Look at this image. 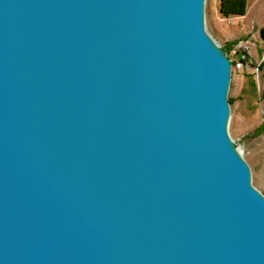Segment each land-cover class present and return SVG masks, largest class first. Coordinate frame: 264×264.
<instances>
[{
    "label": "water",
    "instance_id": "95a60500",
    "mask_svg": "<svg viewBox=\"0 0 264 264\" xmlns=\"http://www.w3.org/2000/svg\"><path fill=\"white\" fill-rule=\"evenodd\" d=\"M204 2L0 0V264H264Z\"/></svg>",
    "mask_w": 264,
    "mask_h": 264
},
{
    "label": "rangeland",
    "instance_id": "374dc122",
    "mask_svg": "<svg viewBox=\"0 0 264 264\" xmlns=\"http://www.w3.org/2000/svg\"><path fill=\"white\" fill-rule=\"evenodd\" d=\"M244 2L242 16L224 17L219 0H205V29L227 51L239 42L248 48L245 65L231 68L227 130L249 166L251 185L264 194V0Z\"/></svg>",
    "mask_w": 264,
    "mask_h": 264
},
{
    "label": "trees",
    "instance_id": "16d2710c",
    "mask_svg": "<svg viewBox=\"0 0 264 264\" xmlns=\"http://www.w3.org/2000/svg\"><path fill=\"white\" fill-rule=\"evenodd\" d=\"M245 9L244 0H220V13L224 17L242 16ZM227 53L226 49L220 46Z\"/></svg>",
    "mask_w": 264,
    "mask_h": 264
},
{
    "label": "built area",
    "instance_id": "2783aa9c",
    "mask_svg": "<svg viewBox=\"0 0 264 264\" xmlns=\"http://www.w3.org/2000/svg\"><path fill=\"white\" fill-rule=\"evenodd\" d=\"M230 54L233 55L232 59L230 57ZM226 55L231 62L232 69H240L245 65L248 58V48L243 45L242 42H239L233 45V47L227 51Z\"/></svg>",
    "mask_w": 264,
    "mask_h": 264
}]
</instances>
